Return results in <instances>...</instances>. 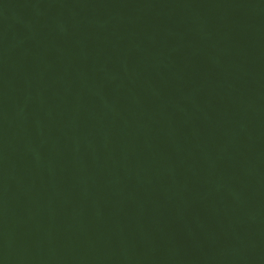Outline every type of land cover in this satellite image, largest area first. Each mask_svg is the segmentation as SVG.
Here are the masks:
<instances>
[{
	"label": "water",
	"instance_id": "95a60500",
	"mask_svg": "<svg viewBox=\"0 0 264 264\" xmlns=\"http://www.w3.org/2000/svg\"><path fill=\"white\" fill-rule=\"evenodd\" d=\"M0 264H264V0H0Z\"/></svg>",
	"mask_w": 264,
	"mask_h": 264
}]
</instances>
